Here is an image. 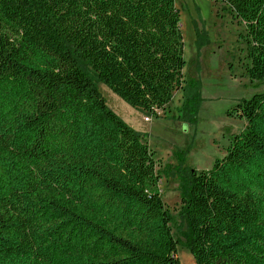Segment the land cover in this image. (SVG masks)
Here are the masks:
<instances>
[{
	"label": "trees",
	"instance_id": "1",
	"mask_svg": "<svg viewBox=\"0 0 264 264\" xmlns=\"http://www.w3.org/2000/svg\"><path fill=\"white\" fill-rule=\"evenodd\" d=\"M211 1L263 79L264 0ZM180 16L175 0H0V264H181L155 153L97 86L187 119L170 105L187 88ZM232 112L245 126L225 154L184 168L195 264H264V91Z\"/></svg>",
	"mask_w": 264,
	"mask_h": 264
},
{
	"label": "rangeland",
	"instance_id": "2",
	"mask_svg": "<svg viewBox=\"0 0 264 264\" xmlns=\"http://www.w3.org/2000/svg\"><path fill=\"white\" fill-rule=\"evenodd\" d=\"M175 4L181 15L187 88L177 91L170 105L177 115L178 108L188 104L191 113L187 119L147 115L104 84L97 86L111 110L146 134L159 162L163 201L171 211L179 243L177 255L181 264H195L187 248L190 233L182 213L181 196L188 186L184 168L210 169L214 160L225 154L230 138L245 126L233 108L242 99L264 91V78L251 80L245 75V44L239 37L243 28L218 5L211 0H175Z\"/></svg>",
	"mask_w": 264,
	"mask_h": 264
},
{
	"label": "built area",
	"instance_id": "3",
	"mask_svg": "<svg viewBox=\"0 0 264 264\" xmlns=\"http://www.w3.org/2000/svg\"><path fill=\"white\" fill-rule=\"evenodd\" d=\"M145 121H149V118L148 117H145Z\"/></svg>",
	"mask_w": 264,
	"mask_h": 264
}]
</instances>
